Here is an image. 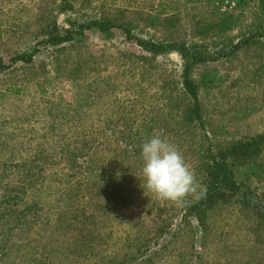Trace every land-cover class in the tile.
Returning <instances> with one entry per match:
<instances>
[{"label":"rangeland","instance_id":"obj_1","mask_svg":"<svg viewBox=\"0 0 264 264\" xmlns=\"http://www.w3.org/2000/svg\"><path fill=\"white\" fill-rule=\"evenodd\" d=\"M0 264H264V0H0Z\"/></svg>","mask_w":264,"mask_h":264},{"label":"clouds","instance_id":"obj_2","mask_svg":"<svg viewBox=\"0 0 264 264\" xmlns=\"http://www.w3.org/2000/svg\"><path fill=\"white\" fill-rule=\"evenodd\" d=\"M144 187L161 199L181 201L197 194L196 178L181 152L173 144L154 135L140 146ZM201 187L199 196L204 195Z\"/></svg>","mask_w":264,"mask_h":264},{"label":"trees","instance_id":"obj_3","mask_svg":"<svg viewBox=\"0 0 264 264\" xmlns=\"http://www.w3.org/2000/svg\"><path fill=\"white\" fill-rule=\"evenodd\" d=\"M64 41H66V38L56 36V37L52 38L49 42L52 43V44H54V45H56V44L61 43V42H64ZM138 41L140 43H142L143 45H145V42L144 41H142L140 39ZM151 47L154 48L156 51H157V49L158 50L159 49H163L162 47H159L156 44H153ZM12 59L17 60V58H12ZM187 83H188V90H190V92H192L193 95L196 96L195 90H194V88H193V86H192V84L190 83L189 80L187 81ZM212 175H213V180L217 181L222 187H225L226 186L225 180L223 178H221L219 174L213 173ZM226 181L227 182H230V181L233 182V180L231 179V177H226Z\"/></svg>","mask_w":264,"mask_h":264}]
</instances>
